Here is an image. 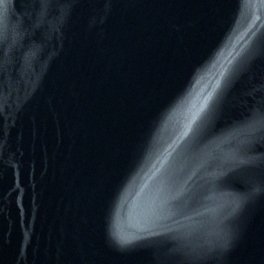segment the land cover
<instances>
[{"label": "water", "instance_id": "95a60500", "mask_svg": "<svg viewBox=\"0 0 264 264\" xmlns=\"http://www.w3.org/2000/svg\"><path fill=\"white\" fill-rule=\"evenodd\" d=\"M0 264H264V0H0Z\"/></svg>", "mask_w": 264, "mask_h": 264}, {"label": "snow or ice", "instance_id": "6c2138e0", "mask_svg": "<svg viewBox=\"0 0 264 264\" xmlns=\"http://www.w3.org/2000/svg\"><path fill=\"white\" fill-rule=\"evenodd\" d=\"M245 161H242V163H244ZM122 240H123V238H122ZM123 242H127L126 240H124Z\"/></svg>", "mask_w": 264, "mask_h": 264}]
</instances>
